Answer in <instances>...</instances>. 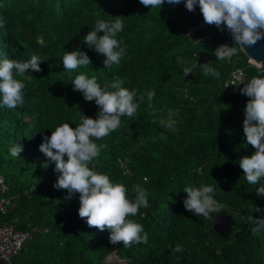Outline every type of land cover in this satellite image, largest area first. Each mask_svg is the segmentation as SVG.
Returning <instances> with one entry per match:
<instances>
[{
	"label": "trees",
	"instance_id": "obj_1",
	"mask_svg": "<svg viewBox=\"0 0 264 264\" xmlns=\"http://www.w3.org/2000/svg\"><path fill=\"white\" fill-rule=\"evenodd\" d=\"M184 8V0L177 5L165 0L160 9L139 0H0V59H41V71H26L34 79L24 81L23 105L0 107V176L7 187L0 197L12 200L8 213H0V225L14 222L31 234L12 264H264V228L253 231L258 227L254 220L264 219V197L256 194L264 180L249 184L239 166L255 151L244 139L250 98L241 89L251 78L264 76V69L238 46L235 54L216 58L219 46H235L226 29L213 25L195 39L186 38L203 16L196 9L184 21ZM116 17H123L117 39L126 52L118 65L105 68V57L89 49L83 37L98 20ZM68 49L85 52L91 65L66 71L62 57ZM195 63H210L219 78L205 76ZM185 67L192 73L184 76ZM237 69L244 72L241 83L226 87ZM80 74L95 77L109 91L119 78L122 87L144 94L134 117H121L117 131L96 141L107 147L89 167L125 185L129 199L135 198L134 185L147 191L149 206L129 217L143 225L146 244L113 245L109 230L89 227L78 215L79 194L66 200L67 191L53 187L59 174L39 151L43 138L62 123L75 128L82 115L97 118L95 101L73 91ZM150 90H155L151 108ZM168 109L178 113L175 131L159 123ZM19 144L23 151L12 157L10 149ZM124 161L130 174L124 173ZM203 185L214 187L221 205L207 218L183 206L184 188ZM219 214L234 221L227 239L214 230Z\"/></svg>",
	"mask_w": 264,
	"mask_h": 264
},
{
	"label": "clouds",
	"instance_id": "obj_2",
	"mask_svg": "<svg viewBox=\"0 0 264 264\" xmlns=\"http://www.w3.org/2000/svg\"><path fill=\"white\" fill-rule=\"evenodd\" d=\"M145 7L161 8L165 0H139ZM170 5H177L182 0H166ZM189 12L195 11L198 6L204 22L214 25L218 30L225 29L231 35L234 45L219 46L215 56L224 60L236 52V46L244 50V46H254L264 40V0H184ZM123 17L112 18L111 21L98 20L92 30L84 37L83 43L89 49H94L99 55L105 57L104 65L110 67L119 64L126 46L123 40H118L117 35L124 28ZM103 35H98V33ZM62 62L66 71L76 70L82 66L91 65L90 57L80 49H68L65 51ZM253 63H264L251 59ZM181 63H186L181 61ZM41 59L32 55L26 61L3 58L0 59V107L15 109L24 103L25 82H31L34 77L26 74L27 70L41 71ZM205 76L212 75L219 78V72L210 63L197 65ZM192 67L183 69L184 76L192 73ZM22 77L23 79H17ZM124 81L117 78L110 87L102 88L95 77L88 78L84 74L77 75L72 83L73 91L82 93L87 102L95 101L99 107L96 119L82 115L81 122L72 128L65 122L52 130L51 136H45L39 146V151L44 154L48 162H54V171L58 178L53 187L57 190H66L65 199L78 193L80 207L78 215L86 219L89 227L100 231H110V242L116 245L120 242L124 247H130L134 243H147L148 234L143 225L129 217H135L141 208L149 206L148 193L140 185H134L136 193L134 199L128 198V189L122 183H113L107 174L98 173L89 167L91 162L98 158L105 144H97L96 141L117 131L121 126V117H134L140 103L144 100V94L138 95V91L122 87ZM241 89V94L249 97L243 120V133L246 145H251L255 151L251 156L242 157L239 166L243 170L244 177L249 184H258L264 180V76L253 77ZM149 108L155 97V90L146 93ZM138 101V102H137ZM153 117L157 113H150ZM178 113L168 109L166 118H160L161 126L175 131ZM153 122H156L153 120ZM23 151L22 145H15L10 149L12 157L19 158ZM67 157V159H65ZM49 163H44L47 168ZM146 179V178H145ZM187 198L183 201L186 211L196 216L210 217L211 213L219 212L221 205L214 199V187L203 185L190 186L183 190ZM256 194L264 197V184L256 189ZM255 211H261L256 208ZM258 225L253 231L259 232L264 228V219L254 220ZM177 246L175 251H180Z\"/></svg>",
	"mask_w": 264,
	"mask_h": 264
},
{
	"label": "built area",
	"instance_id": "obj_3",
	"mask_svg": "<svg viewBox=\"0 0 264 264\" xmlns=\"http://www.w3.org/2000/svg\"><path fill=\"white\" fill-rule=\"evenodd\" d=\"M196 9H199L197 6ZM195 9V10H196ZM194 12V11H193ZM193 12H189L186 7L184 8V13L182 19L187 21ZM213 26V25H212ZM210 25L204 22L203 17H201L198 22L193 25L186 33L185 37L190 39L197 38V35L203 31H206ZM204 39H202L203 41ZM255 65L253 62H251ZM256 66V65H255ZM257 67V66H256ZM260 68V67H258ZM244 77V72L242 69H237L232 73L231 78L225 84L226 87L236 85L241 83ZM122 168L125 174H130L127 162H122ZM0 185L2 186L3 193L7 187L5 185L3 177L0 176ZM12 206V200L8 197H0V213H8L10 207ZM35 231V230H34ZM31 238L30 233L20 231L16 228L14 222H5L0 225V256L8 263L12 264V261L17 257L23 250L25 243Z\"/></svg>",
	"mask_w": 264,
	"mask_h": 264
},
{
	"label": "water",
	"instance_id": "obj_4",
	"mask_svg": "<svg viewBox=\"0 0 264 264\" xmlns=\"http://www.w3.org/2000/svg\"><path fill=\"white\" fill-rule=\"evenodd\" d=\"M250 60L253 58L255 61L264 62V40L257 42L254 46H244V50H241ZM257 67L264 69V63H254ZM2 191V186L0 185V193ZM234 226V221L232 217L227 214H219L217 215L214 222V230L216 233L222 238L227 239ZM0 264H8L1 256H0Z\"/></svg>",
	"mask_w": 264,
	"mask_h": 264
}]
</instances>
